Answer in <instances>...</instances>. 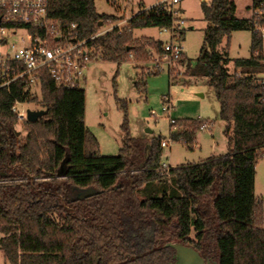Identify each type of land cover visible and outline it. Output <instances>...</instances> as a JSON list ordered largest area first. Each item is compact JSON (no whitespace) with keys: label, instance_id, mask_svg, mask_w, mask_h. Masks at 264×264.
Returning <instances> with one entry per match:
<instances>
[{"label":"trees","instance_id":"1","mask_svg":"<svg viewBox=\"0 0 264 264\" xmlns=\"http://www.w3.org/2000/svg\"><path fill=\"white\" fill-rule=\"evenodd\" d=\"M201 10L210 25L196 65L184 55L178 62L187 78H206L215 93L227 125L224 155L162 173L163 140L142 144L132 137L125 110L122 148L103 156L84 122L83 89L57 87L45 75L41 99L31 101L46 114L22 125L12 112L15 100L28 98L22 86L0 90V250L9 264H175L169 243L191 247L215 264H264V210L255 194L264 155V89L257 79L264 57L255 53L263 42L252 33L251 17L237 18L230 0H202ZM48 11L64 26L77 24L82 39L124 19L98 14L95 0H50ZM145 28L172 31L180 41L185 35L175 17L154 7L92 45L105 62L164 56L163 42L134 38ZM236 31L252 33L248 59L232 60L226 48L218 50ZM144 84L137 83L143 91ZM208 123L174 120L170 140L193 149ZM88 189L96 194L77 200Z\"/></svg>","mask_w":264,"mask_h":264},{"label":"rangeland","instance_id":"2","mask_svg":"<svg viewBox=\"0 0 264 264\" xmlns=\"http://www.w3.org/2000/svg\"><path fill=\"white\" fill-rule=\"evenodd\" d=\"M201 1L183 0L178 6L180 16L185 21L183 26L185 35L180 45L191 66L196 65L204 41V31L210 25L204 19ZM230 1L236 7L237 18L250 17L249 8L252 0ZM157 3L158 0H120L118 9L112 0H95V8L100 15L120 17L125 16L127 11V16L132 17L151 9ZM126 5L129 9L124 11ZM251 36L250 31L233 32L229 38L223 39L218 50L226 48L232 60L248 59L251 56ZM142 37H149L164 44L172 42L170 32L158 28L134 31V38ZM20 38L21 36L17 38L18 41ZM169 62L162 55L152 52L142 61H135L130 55L126 62H105L98 59L89 66L87 80L82 85L86 96L84 122L98 140L101 155L116 156L122 148L125 136L122 128L125 110L129 132L142 144H147L152 138L170 140L172 119L204 120L211 123L207 124L209 129H201L197 133V144L193 149L180 142L168 144L164 148L162 164L165 163L172 169L227 153L228 137L224 133L227 125L219 118L220 106L213 89L207 84V79L187 78L185 66L180 62H172L171 81L166 68ZM230 66L233 71L232 64ZM152 72L158 73L149 76ZM137 83L140 85L145 83L144 91L141 90L143 85L139 87ZM122 101L126 102V109L122 107ZM35 104L37 105L28 104L26 109L41 110L40 105L37 102ZM169 104L172 106L171 111L163 112V108ZM166 186L169 189L171 187L169 178ZM255 194L262 202L264 210V155L256 166ZM139 196L145 198L143 193ZM0 264H9L1 250Z\"/></svg>","mask_w":264,"mask_h":264},{"label":"built area","instance_id":"3","mask_svg":"<svg viewBox=\"0 0 264 264\" xmlns=\"http://www.w3.org/2000/svg\"><path fill=\"white\" fill-rule=\"evenodd\" d=\"M182 1L158 0L154 6L167 10L175 17L179 30H183L185 24L178 10ZM112 2L119 9L120 0ZM49 3L50 0H0V90L10 92L13 86L21 85L23 94L29 98H26V101L15 100L12 106V112L20 125L28 121L29 110L26 106L28 104L36 106L37 104L31 100L41 99L42 78L45 75L49 76L57 87L82 89L87 80L89 66L101 59L92 42L114 29H123L131 19L125 15L119 22L109 21L95 35L82 39L77 31V24L64 26L50 18ZM148 10L150 9L145 11ZM250 11L252 33L263 42L262 52L256 51L255 56L262 54L264 57V0L252 4ZM164 31L171 34L172 42L164 44L163 47L165 52L163 58L170 61L166 68L171 76L170 64L181 60L184 54L179 35L166 29ZM19 36L21 38L18 41ZM158 66L156 67L159 68ZM257 79L264 89V72L259 74ZM171 109L172 106L169 104L163 108V112H170ZM171 123H174V119ZM209 128L205 125L202 130ZM172 143L171 140H164L162 147L165 148ZM169 169V165L162 164L160 171L164 173Z\"/></svg>","mask_w":264,"mask_h":264},{"label":"water","instance_id":"4","mask_svg":"<svg viewBox=\"0 0 264 264\" xmlns=\"http://www.w3.org/2000/svg\"><path fill=\"white\" fill-rule=\"evenodd\" d=\"M46 111L37 110V111H28L27 120L31 123L38 121L40 118L45 116ZM96 194L93 189H88L80 191L77 194V200H84L89 197H92ZM166 246H171L175 250V264H215L210 261H205L198 252L193 248L184 246L180 243H169Z\"/></svg>","mask_w":264,"mask_h":264},{"label":"crops","instance_id":"5","mask_svg":"<svg viewBox=\"0 0 264 264\" xmlns=\"http://www.w3.org/2000/svg\"><path fill=\"white\" fill-rule=\"evenodd\" d=\"M127 6L128 5H126L125 7H124V11H126V10H128L129 8H127ZM251 6H252V2H251ZM251 6H250V8H249V10L251 9ZM126 9V10H125ZM250 14H251V11H250ZM126 16H127V11H126V14H125ZM251 16V15H250ZM250 18V17H249ZM196 144H197V142H196ZM211 158V157H210ZM165 164V163H164Z\"/></svg>","mask_w":264,"mask_h":264}]
</instances>
